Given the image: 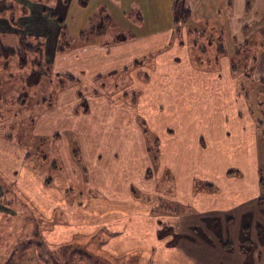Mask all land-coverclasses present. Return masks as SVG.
<instances>
[{
  "label": "crops",
  "instance_id": "0c3cea01",
  "mask_svg": "<svg viewBox=\"0 0 264 264\" xmlns=\"http://www.w3.org/2000/svg\"><path fill=\"white\" fill-rule=\"evenodd\" d=\"M64 1L61 0L62 3ZM172 1L166 0V9L169 8V11L165 9V13L169 20L162 28L155 27V31L139 35L127 34L125 36L132 37L121 42H86L62 53L56 52V44L60 28L58 20L63 22V18L53 11L51 15L55 18H50L49 13H42L45 10L43 7L48 8L46 5L38 8L39 16H35L36 9L31 7L30 17L19 20L20 26L24 25L20 29H11L6 21H0V32L8 30L17 35L25 32L38 39L44 37L43 58L50 63L52 70L66 74L68 72L65 71L71 66L78 67L83 71L81 75H69L94 86L97 85L94 79L99 76L108 77L117 71L127 70L124 72L129 73L130 81L124 91L137 92V102L132 105L130 98L116 94L118 91L109 95L105 90H93L82 96L88 109L83 112L82 108L76 110L81 96L77 95L79 87L73 83L68 88L67 96H64L66 90L61 88L58 98L53 101L54 106L47 107V111L42 110L38 115L34 133L54 137L72 134L78 138L87 182H84L82 165L72 157L66 136H63L65 148L62 151L68 159L69 174L76 168L77 174H70V177L74 179L73 182H81L82 187L78 191L79 195L84 196L85 202L82 203V197H75L71 204L65 205L66 215L70 207L74 219L89 215L97 217L90 222V226L68 217L65 225L60 222L45 233L46 240L58 245L70 241L75 234H91L105 226L119 233L108 238L102 250L112 255L114 260L121 259L119 262L123 264H183L185 261L194 264L188 258H200L197 264H242L246 258H253L255 264H264V246L258 250L257 244L253 245L257 242L259 231L264 236V214L260 211L258 195L255 194L256 189H260L258 174H254L255 177L250 181L252 186H247V182L242 180L239 182L242 185L237 183L234 190H230L222 186L223 180L228 181L229 171H224L220 177H213L205 173L204 169L211 159H225L227 151L240 154L242 145L246 143L242 139L244 127L249 129L244 125L248 124V118L237 112L242 109V92H237L241 86L239 80L242 73L236 71L231 61L233 55L241 53L253 33L264 30V0H185L192 16L190 23L178 34H175L171 23ZM131 2L137 4L145 16L148 14L152 23L162 22L157 10L162 7L164 0H127L125 5ZM125 5L121 8L115 5L122 15H125ZM28 12V9H24V13ZM66 14L68 12L61 16L65 17ZM44 15L49 16V19L44 18ZM195 19L198 22H191ZM30 23L33 28H30ZM210 24L216 25L215 30L222 37L224 43L220 41L217 46L222 47L224 52L219 54L215 67H202L190 59L188 48L196 46L191 43L193 37L186 29L206 31L212 29ZM145 56L154 57L152 66L143 65L142 58ZM137 60L139 63L134 65ZM255 61L258 66L254 76H262L264 54L260 59L252 60L251 66ZM143 69L146 75L141 78L138 74ZM236 101L240 103L237 105ZM141 122L158 141V156L154 165L148 155L147 137ZM253 138L248 140L246 136L247 143H251ZM0 140L1 172L9 178L10 183L22 190L42 217L50 218L58 198L62 199L61 184L56 181L46 186L44 179L25 167L27 151L23 147L17 150L12 148V144H4L1 134ZM141 152L144 162L139 168V179L147 181L141 189L151 196L141 197V194L135 198L130 184L139 179L132 177L131 166L136 167L139 159L142 160ZM195 154L198 161H195ZM189 163L201 166L202 175L193 166H188ZM150 166L154 169L150 176H146ZM184 167L191 170H185L184 173L181 169ZM198 177L204 178L201 180L204 186L194 190V179ZM157 181H165L163 191L157 190ZM63 184L67 185V180ZM2 193L0 182V197ZM151 197H155L157 205L163 198L168 203H181L197 215L211 217L218 210L225 211L217 228L222 234L215 235L213 241L209 235L214 234L210 233L202 220H190L191 216L183 220L180 214H165L164 217L153 214ZM85 203L89 204L90 211ZM237 206V218L232 223V217L229 216L231 220L226 218L225 213L233 215ZM110 212L113 215L111 223L106 219ZM121 213L123 215H118ZM244 214L251 215L249 238L251 248L256 247L250 253L239 249V228ZM196 224L203 226L201 234L191 230L196 228ZM162 228L171 230L174 235H160ZM223 242L229 243V248L224 247ZM134 254H138V259L127 261L128 255ZM124 256L127 257L121 258Z\"/></svg>",
  "mask_w": 264,
  "mask_h": 264
},
{
  "label": "rangeland",
  "instance_id": "374dc122",
  "mask_svg": "<svg viewBox=\"0 0 264 264\" xmlns=\"http://www.w3.org/2000/svg\"><path fill=\"white\" fill-rule=\"evenodd\" d=\"M9 1L17 6L15 7V13L18 22L21 18L28 19L30 17L31 7H35V16H39L40 9L38 10V8L42 7L43 4L48 8L43 7L45 10H43L42 13H49L48 15L50 18H55L56 16L52 17L51 15L53 11V13H56L59 17H62L63 22L67 27L68 35L74 40L70 47H74L78 44L86 42L108 44L112 43L114 39L120 35L125 36L127 34L139 35L140 33H149L155 31V27H164L169 20L165 13L166 0H164L162 7L158 8L157 10V14H161L162 16V22L157 21L156 23H152V18L148 14L145 16L144 11H142L137 4L131 2L127 4V8V5H125L127 0H87V5L83 7L77 4L78 0H65V4L62 3L61 0ZM59 1L61 2L62 8H60ZM173 1L171 3H173ZM123 4L125 5L124 9H126L124 11L125 15H122V13L118 10V8H121ZM115 5L118 6V8H116ZM24 9H28L29 12L24 13ZM166 10L169 11V8ZM64 11L68 12V15L66 14L67 16L65 15V17L61 16L65 13ZM76 12L77 14L79 12L78 15L76 14L77 16L75 15ZM80 13L82 15H80ZM49 16L44 15L43 17L49 19ZM106 17H110V19H105ZM1 20L6 21L9 28L14 30L17 29L11 26L5 18L0 17V21ZM191 22H198V20L195 19V21ZM101 23L106 24L105 31L103 33L98 34L90 31V29L98 26ZM189 23L190 21L185 26H187ZM31 24L32 23H30L29 26L30 28H33V24ZM211 26L212 29L208 28V30H206L209 34L206 35L209 36L211 40L208 42L206 40L207 37L204 35H201L198 39V43H200L199 45L203 44L206 46L205 51H200L197 48L198 46H189L188 48L191 61L194 64L201 65L202 67H215L216 61L213 59L215 57V48L217 47L218 42H223L222 37L216 31V25L210 24L209 27ZM257 26L259 27L261 25L257 24ZM22 27L20 26V28ZM81 31H83V34L86 35L85 38H79L80 36L78 34ZM22 34L26 36L27 44H33L34 40L32 35H26L25 32ZM40 38L39 40L43 44L45 39L44 37ZM18 41L19 35H17V33H13L8 30L0 32V43L2 47L7 49H15L19 45ZM263 44L264 30L259 33H253V36L249 39L247 45L241 49V53L232 56L236 71L238 73H242V77L239 80L241 86L237 88V92H239V90L242 92L240 95L242 109L237 112H241V116L244 118L246 116L248 118V124L244 125H247L249 129L244 127L245 132L243 133L245 134L243 135L244 138L242 139L246 143L242 145L243 151L240 150L243 153L241 152L237 155L235 154V151H227L225 152L227 154L225 159H211V161H209L210 164H208V167L204 168L205 173L213 177H220L224 171H229L227 174L228 181L223 180L222 186L227 187L230 190H234L236 184L242 180L247 182V186H252L250 181L255 177L254 174H258L259 176V185L260 179H264V73L262 76L255 77L254 75L257 71L258 64L255 61V64L253 63L251 66L252 60H258L261 58V55L264 54ZM24 57L25 62H22L23 58L18 53L10 54L6 57L0 54V134L2 135L3 141H5L3 142L4 144L8 146H11L10 144H12V148L16 149L23 147L28 152L26 158L22 156L24 158V165L26 168L31 170L42 179L51 178L53 183L58 181L57 184H61L62 188H60V191L62 199L58 198V202L55 204V210L52 212V216L50 218L42 217L36 207L27 200V197L22 192V190L17 188L15 184L10 183L9 178L6 177L0 169V182L3 186V200H1L0 197V264H39L36 257L34 256V253L30 251V249H26L25 251L22 249L30 240H40L44 244H48L50 247H53L55 245L49 243L46 240L45 235V233L50 230V228L53 229L60 222L65 225L68 217L73 218L74 221L84 222L88 226H90V222L94 218H97L89 215L74 219L73 214H71L74 212L71 211L70 207L68 208V215H66L65 211V205L67 203L71 204L75 197L79 199L82 197V203L85 202V199H83L84 196L79 195L78 191L80 190L79 188L82 187L81 182H73L74 179H71L70 177V174H73L74 176L77 174L76 168L73 173L69 174V169L67 166L68 159L65 158V155L62 151L65 148L63 146L65 144V137L63 136H66L67 145L70 151L76 150L78 159H80L82 162V154L79 152L78 138L72 134L54 137L49 134L34 133V123L36 122L38 115L42 112V110L47 111V107L52 106L54 99L56 100V98H58L57 94L61 90L60 84L62 83V88L66 90L64 91V96L69 94L67 91L71 84L68 82V80L62 79L61 75H64V73H59L58 70H52V73L49 76L42 77V79L37 84L28 85L26 83L27 78H29L34 69H37V67L32 63V61L37 57V54L31 50L25 49ZM153 58L154 57L150 56H145L142 58V62L144 63L143 65L152 66L154 63ZM65 72H68L66 74L79 76L83 71L78 67L71 66ZM138 75L141 78H144L146 75L145 70L143 69ZM129 77V73L127 74V72L120 70L112 74L109 78L104 76L103 80H101V83L94 81L97 84L96 86L90 83L88 84L83 80L76 81L75 83L79 87L77 89V95L81 96L80 98H84L82 97L84 94L90 93L93 90H114L117 87H120L122 84H127L130 81ZM124 90L125 89H122L116 94H121L124 92ZM244 94L248 96L247 100ZM23 99L25 101L18 102ZM78 102L79 105L76 108L77 111L79 108H81L80 106H82V103H80V101ZM236 103L238 105L240 102L238 103L236 101ZM249 111H251L250 115L248 114ZM258 121L262 123L260 124ZM144 131L148 142L146 128H144ZM246 136L248 140H251L254 137L251 143H247ZM152 138L153 136L150 137V139ZM141 155L142 160L139 159L140 161H138L139 163H137L136 167L131 166L132 177H136L138 179L140 178V165H142L144 162L143 152H141ZM195 156L197 157L195 161H198V156L196 154ZM7 157H9V155H7ZM13 160L15 161L14 158ZM188 166H193L194 170L198 172V174L202 175L201 166L191 163H189ZM81 168H83L84 172V182H87V173L83 162ZM148 169H150L152 174V170L154 168H151L150 166ZM181 169L184 173L185 170L187 172L191 170H189V167H184ZM156 175L158 174L156 173ZM65 180H67V185L63 184ZM201 180H204V178L198 177L194 179V190H200L199 188L204 186V183ZM145 183H147V181H141L139 179V181H133L130 186L131 188H134L139 195L142 194L141 197H149L151 194L144 193L141 189L142 185ZM164 183L165 181H157V186L159 187L157 190L163 191L162 188L165 185ZM239 184L242 185V183ZM75 185L77 188H73ZM255 194L258 195L260 211L262 214H264V186H261L260 189H256ZM151 198L153 200L151 205H154L153 208H155V206H157V201L154 199L155 197ZM260 198L263 200L260 201ZM163 199L164 201H162V203L166 201L165 198ZM62 200H64V202H62ZM147 200H150V198H147ZM78 202L81 204L80 200ZM85 205L90 211L89 204L85 203ZM177 205L180 207L179 214L181 219L184 220L191 216L189 218L190 220H202L206 227L210 229V233L214 234L209 235V238H211L213 241L216 237L215 235L220 236L222 234L221 230L217 228L220 226L221 216L223 215L222 213L225 212L224 210V212L218 210L216 214L209 217L191 213L192 211L185 208L181 203H178ZM238 210L239 209L237 206V209L232 212L233 215H231L229 212H226L225 217L229 218V216H231L232 221L234 220L232 223H234L237 218L235 212ZM165 214L173 215L172 213L165 212V210H163L157 216L164 217ZM118 215H123V213ZM106 217V219L110 221L109 223H111V219H113L112 213H108ZM100 218H103V216H100ZM240 223L239 230L241 232L242 227L250 225L251 215L244 214ZM191 227L192 226L190 225V228ZM202 228V225L196 224V228H191V230L196 234H201L200 229ZM159 232L160 235H174L171 230L168 231L165 228H162V230ZM259 232L260 233L258 234L260 235L257 239V242H254L253 244L254 246L257 244L258 250L264 246L263 233L261 231ZM118 233L119 232L108 230L105 226H102L94 233L80 235H82L81 238L83 243H87L84 244L86 249L90 248L95 250L98 248L106 255V258L114 260L112 255L102 250V245L108 238ZM241 236L242 233H239V238H241ZM254 249H256V247H252L251 251ZM141 250L142 249H139L138 251ZM261 252L262 250L259 252V254ZM137 255L138 254L131 256L128 255V257L124 256L121 258L127 257V261H134L138 259L136 258ZM139 259L147 260L149 258ZM188 259L193 261L194 264H197V261L200 258H194V260L193 258ZM177 261L180 262V260ZM182 263L188 264L186 261ZM242 264H255V261H253V258H246L242 261Z\"/></svg>",
  "mask_w": 264,
  "mask_h": 264
},
{
  "label": "trees",
  "instance_id": "16d2710c",
  "mask_svg": "<svg viewBox=\"0 0 264 264\" xmlns=\"http://www.w3.org/2000/svg\"><path fill=\"white\" fill-rule=\"evenodd\" d=\"M87 3H88L87 0H78V4L82 7L87 5ZM15 7L17 6L11 3L9 0H0V17L5 18L11 26L18 29L20 28V24L16 18ZM170 13H171V23L174 28V32L175 34H178L190 20L192 16L191 11L187 7L185 0H174L170 7ZM52 17H55V16L52 15ZM105 19L109 20L110 17H106ZM58 23H59L60 28H59L58 38H57L56 52L62 53L70 48L71 43L74 40L68 35L67 27L65 26V24L62 21H58ZM105 25L106 24L101 23L98 26L90 29V31L93 33L101 34L105 31ZM186 31L189 34H191L193 37V39L191 40V43H193L196 47L198 46L197 48L200 51H205L206 46L203 44L199 45L200 43H198V39L201 35H204L207 37L206 40L209 42L211 39L209 38V36L205 34L206 31L205 30H194V29H186ZM78 35L80 36L79 38H82V37L85 38L86 36L83 34V31L79 32ZM131 35L133 36V34ZM132 36L120 35L114 39V42H121ZM26 39H27L26 36H24L23 34H19V41H18L19 45L15 49L4 48L1 46V43H0V54L6 57V56H9L10 54L18 53L23 58L22 62H25L24 50L27 49V50H31L35 52L37 54V57L32 61V63L33 65L37 67V69H34L32 71L29 78H27L26 83L28 85L37 84L42 79V77L49 76L52 73V66L50 65V63L46 62L43 58L42 42L38 38L33 37V40H34L33 44H27ZM263 47H264V44H263ZM221 52H224L223 48L220 46H217L215 48V57L213 58L215 61L216 59H218L219 54H221ZM138 63L139 61L137 60L134 62V65H137ZM231 63L234 64L233 60L231 61ZM124 71H127V70H124ZM61 77L62 79L68 80L70 84H73L78 80L76 77H74L73 75H69V74L61 75ZM109 77H111V75L108 76L107 78ZM103 78L104 76H99L96 79H94V81L101 83V80H103ZM60 85L62 88V83ZM125 87H126V84L125 85L122 84L120 87H117L114 90L111 89V90H105V91L109 95H111L112 93L120 91L124 89ZM121 96L123 98H127V97L130 98V103L132 105H135L137 102V92H135L134 90L124 91L123 93H121ZM245 98L247 100L248 96L245 95ZM23 101L25 100L23 99L18 102H23ZM80 103H82V106L80 107L82 108L83 112H87L88 109H87V103L85 99L81 98ZM258 123L261 124L262 122L258 121ZM141 124L143 125V128H146L142 122ZM146 133L148 135V142H147L148 155L152 161V164L154 165L156 163L157 156H158V148H157L158 141H157L156 136L149 134L147 130H146ZM151 136H153L152 139H150ZM71 154H72L73 159L77 161L79 165H82L81 160L78 159L77 151L73 150L71 151ZM27 155H28V152L26 156ZM150 175H151V171L150 169H148L146 172V176H150ZM43 183L46 186H50L52 184V179L46 178L43 180ZM261 186H264L263 178L260 179V187ZM131 192L135 198L139 197L138 192L134 188H131ZM1 200H3V194L1 196ZM262 200L263 199L260 198V201ZM162 201L163 200H160L158 205L152 210L153 214L158 215L159 213H161V211L165 210V212H170L172 214L179 215L180 207L177 205L178 203L176 204L173 202L168 203L166 201L162 203ZM249 230H250V227L248 225V226L242 227L241 232H240L242 233V236L239 240V249L246 253H249L251 251L252 242L248 237L250 234ZM81 236L82 235L80 234H75L72 236V239L70 241L55 245L53 247H50L48 244H44L40 240L32 239L33 241L30 240L25 245V247L22 249L24 251L26 249H30V251L34 253V256L36 257L39 264H120L119 262L120 260H111V259L106 258V255L102 253V251H100L98 248H96L95 250H92L90 248H88L89 250L86 249L84 244H87V243H83ZM223 246L226 248H229V243L223 242Z\"/></svg>",
  "mask_w": 264,
  "mask_h": 264
}]
</instances>
